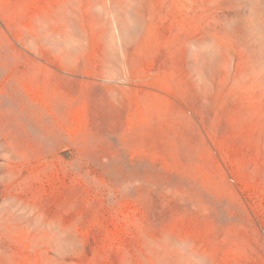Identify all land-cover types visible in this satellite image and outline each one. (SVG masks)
I'll return each instance as SVG.
<instances>
[{
  "label": "rangeland",
  "instance_id": "374dc122",
  "mask_svg": "<svg viewBox=\"0 0 264 264\" xmlns=\"http://www.w3.org/2000/svg\"><path fill=\"white\" fill-rule=\"evenodd\" d=\"M0 264H264V0H0Z\"/></svg>",
  "mask_w": 264,
  "mask_h": 264
},
{
  "label": "crops",
  "instance_id": "0c3cea01",
  "mask_svg": "<svg viewBox=\"0 0 264 264\" xmlns=\"http://www.w3.org/2000/svg\"><path fill=\"white\" fill-rule=\"evenodd\" d=\"M98 73L99 75H101V68L98 69ZM141 102H140V108H141V129L146 130V135L144 134L145 139L147 140V130L149 127V118H148V110H149V103H148V91H144L143 89L141 90ZM178 105L180 104L179 102H177ZM172 104H174L172 102ZM144 113V115H143ZM164 119L168 118V116L165 114L163 116ZM214 164V163H213Z\"/></svg>",
  "mask_w": 264,
  "mask_h": 264
}]
</instances>
